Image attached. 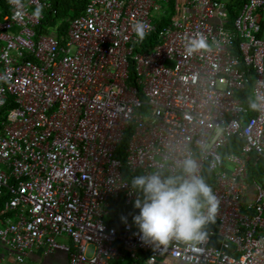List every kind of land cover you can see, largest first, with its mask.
<instances>
[{"label": "built area", "instance_id": "2783aa9c", "mask_svg": "<svg viewBox=\"0 0 264 264\" xmlns=\"http://www.w3.org/2000/svg\"><path fill=\"white\" fill-rule=\"evenodd\" d=\"M8 6L0 9L7 256L21 264L41 249L66 254L67 264L141 254L144 264H264V0H88L60 38L35 32L48 0ZM229 7L238 8L230 28ZM138 23L157 36L143 52L134 48ZM198 34L207 48L189 55ZM187 158L211 174L219 200L203 242L157 246L132 222L107 225L112 200L134 207L123 169L175 176ZM255 168L258 179L249 177Z\"/></svg>", "mask_w": 264, "mask_h": 264}, {"label": "clouds", "instance_id": "9594fccd", "mask_svg": "<svg viewBox=\"0 0 264 264\" xmlns=\"http://www.w3.org/2000/svg\"><path fill=\"white\" fill-rule=\"evenodd\" d=\"M147 26H135L143 40ZM207 48L206 39L198 34L186 49L189 55ZM253 110L259 105L252 103ZM182 174L163 177L160 173L138 175L131 179V194L136 196L138 214L133 222L143 243L166 246L172 240L195 245L207 237L206 227L215 222L219 200L200 174L199 164L191 158L182 163ZM126 222V218H125Z\"/></svg>", "mask_w": 264, "mask_h": 264}, {"label": "trees", "instance_id": "16d2710c", "mask_svg": "<svg viewBox=\"0 0 264 264\" xmlns=\"http://www.w3.org/2000/svg\"><path fill=\"white\" fill-rule=\"evenodd\" d=\"M25 1V0H21ZM88 0H48L49 8L44 11V20L41 24L35 29L37 35H50L54 37H64L66 35L68 26L70 21L79 17L87 4ZM9 0H0V9L2 13H8ZM228 11V26L229 28L232 26L237 13L238 8L236 7H229ZM167 21V20H166ZM164 20L163 23L158 25V29L162 28L163 25L166 23ZM157 43V36L155 33H152L148 36H145L143 40L140 39L139 43L134 47L135 51H145L149 46ZM138 47L140 49H138ZM250 87V86H249ZM8 106H6L7 109ZM130 138V132L127 131L122 138L121 143L117 148V155L122 160H124V149L128 143ZM232 152L237 153L238 149H234ZM123 178L130 183L131 179L135 176L140 175L139 172L131 174L126 169L122 171ZM202 176L205 178L206 182L211 186V174L205 169L202 173ZM260 176V169L255 168L251 170V177L252 179H258ZM163 177H167L166 174H163ZM264 186V184H263ZM1 205V203H0ZM138 214V210L134 207H126L119 201L112 200L109 204L108 208V217H107V225L120 230L121 226L126 222H133V217ZM126 218V222H125ZM146 255H139L137 256V260H127L124 263H111V264H144Z\"/></svg>", "mask_w": 264, "mask_h": 264}, {"label": "crops", "instance_id": "0c3cea01", "mask_svg": "<svg viewBox=\"0 0 264 264\" xmlns=\"http://www.w3.org/2000/svg\"><path fill=\"white\" fill-rule=\"evenodd\" d=\"M252 194V192H251ZM251 200V196L249 197ZM212 227V223H210L206 227V231ZM59 242L70 245V242L65 238L58 239ZM68 257L66 254L62 252H55L53 254L44 255L41 249L33 250L31 254L27 256L21 264H67ZM120 262V263H124ZM0 264H18L14 258L8 257L5 249L0 245Z\"/></svg>", "mask_w": 264, "mask_h": 264}, {"label": "rangeland", "instance_id": "374dc122", "mask_svg": "<svg viewBox=\"0 0 264 264\" xmlns=\"http://www.w3.org/2000/svg\"><path fill=\"white\" fill-rule=\"evenodd\" d=\"M132 223H133V225H135L134 222H132ZM127 260H128V259H126L125 262H126Z\"/></svg>", "mask_w": 264, "mask_h": 264}]
</instances>
